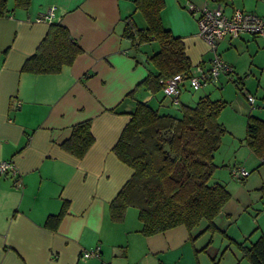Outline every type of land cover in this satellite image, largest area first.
<instances>
[{
    "label": "crops",
    "instance_id": "1",
    "mask_svg": "<svg viewBox=\"0 0 264 264\" xmlns=\"http://www.w3.org/2000/svg\"><path fill=\"white\" fill-rule=\"evenodd\" d=\"M163 2L162 27L181 39L192 67L207 70L212 53L198 35L196 19L186 10L188 3L201 7L207 0ZM220 3L227 11L237 7L264 17V0ZM50 8L58 18L53 22L66 27L82 51L58 73H24V62L50 26L34 20ZM7 10L0 17V162H11L16 172L0 174V264H219L217 257L224 259L230 241L243 242L231 233L237 218L233 221L224 208L216 219L219 232L194 241L183 226L142 235L133 208L121 222L109 217L110 202L133 173L112 149L136 101L155 108L162 98L163 110L174 108L162 93L155 97L144 87L128 95L148 74L144 54L136 61L121 36L129 16L144 26L134 0H30L27 9L15 8L13 0H7ZM217 52L227 56L224 60L234 71L245 55L250 65L259 63L249 70L264 72V37L224 38ZM187 94L182 91L180 102ZM246 104L235 99L239 116L257 117L262 112L261 107L254 111L252 104ZM86 120L94 141L78 159L61 143L74 125ZM218 154L213 156L215 174L223 166L222 159L215 162ZM253 160V174L239 187L243 205L252 190L264 189V164L255 156ZM63 209L56 225L46 224L49 216Z\"/></svg>",
    "mask_w": 264,
    "mask_h": 264
},
{
    "label": "trees",
    "instance_id": "2",
    "mask_svg": "<svg viewBox=\"0 0 264 264\" xmlns=\"http://www.w3.org/2000/svg\"><path fill=\"white\" fill-rule=\"evenodd\" d=\"M29 4L30 0H13L15 8L27 9ZM134 5L144 26L139 27L134 16H129L123 21L121 36L129 42L131 56L136 61L137 56L144 54L148 74L128 95L132 97L136 89L144 87L150 95L156 97L162 93L164 98L167 79L183 75L184 80L178 103L170 104L174 107L171 111L163 110L162 98L155 108L147 102L136 101L131 118L112 149L133 173L110 202L109 217L113 222H121L127 210L133 208L144 236L178 226H183L193 241L205 233L212 236L219 232L216 219L230 197L223 185L211 181L218 168L213 156L227 132L219 121L226 102L212 99L209 94L199 96L193 105L180 102L192 65L181 39L161 25L164 2L134 0ZM7 11V0H0V17ZM81 51L66 27L50 22L45 36L21 71L55 74L63 66L71 65ZM90 127V120L74 125L61 148L82 158L94 141ZM241 142L260 161L264 157V120L247 115ZM260 164L264 163L260 161ZM63 212L64 209L56 216H49L46 224L56 225ZM238 246L242 257L250 264H264V234L248 246Z\"/></svg>",
    "mask_w": 264,
    "mask_h": 264
},
{
    "label": "rangeland",
    "instance_id": "3",
    "mask_svg": "<svg viewBox=\"0 0 264 264\" xmlns=\"http://www.w3.org/2000/svg\"><path fill=\"white\" fill-rule=\"evenodd\" d=\"M224 57L227 58V56H223L221 59L232 68V73L230 75L221 74L216 84H207L196 91L190 89L189 83L185 82L188 94L185 95L186 101H182V103L193 105L203 94H209L212 99L226 102V106L220 112L219 121L227 132L222 137L221 146L218 149L220 158L216 157L215 159V162L223 160V166L220 168L222 172L214 173L211 181L224 185L226 190L232 193L223 208L231 212L233 221L237 218L231 228V233L236 235L237 240L243 239V242L230 241L224 259L218 255L217 260L219 264H250L246 258L242 257L243 254L238 244L248 246L255 242L261 234H264V214L261 213L264 212V189L252 190L249 193L248 204L243 205L239 194V187L243 182L234 181L230 177L228 167L244 166L248 177L253 174L251 170L252 164L255 162L254 156L250 152L248 155V148L241 142L245 135L246 115L239 116L233 106L237 98L247 105L246 103H249L247 99L251 96L254 100L252 108L255 111L257 106L261 107L262 112L257 117L264 120V72L253 68L249 70V66L252 67L259 63L250 65V58L245 55L239 61V69L234 71V68L224 60Z\"/></svg>",
    "mask_w": 264,
    "mask_h": 264
},
{
    "label": "built area",
    "instance_id": "4",
    "mask_svg": "<svg viewBox=\"0 0 264 264\" xmlns=\"http://www.w3.org/2000/svg\"><path fill=\"white\" fill-rule=\"evenodd\" d=\"M186 10L196 19L199 37L205 41L212 59L208 70L201 66L192 67L188 82L193 90H198L207 84H216L220 74L230 75L232 68L228 66L217 52V44L224 38L235 39L243 34L264 37V17L255 13L247 12L241 8L232 7L227 11L218 0H207L206 4L197 7L188 3ZM54 9L50 8L45 14L38 16L35 22L57 21ZM184 80L183 75H175L166 80L164 85V96L170 104H177L180 95V85ZM249 104L253 103V98L248 97ZM264 163V157L260 160ZM15 168L11 162H0V174H15ZM230 177L234 181H242L248 176V172L241 166H233L229 170ZM20 186V182H16ZM88 256L96 253L87 254Z\"/></svg>",
    "mask_w": 264,
    "mask_h": 264
}]
</instances>
